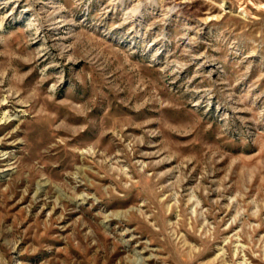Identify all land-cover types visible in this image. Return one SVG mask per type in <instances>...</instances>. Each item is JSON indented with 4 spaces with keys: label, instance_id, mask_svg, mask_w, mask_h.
<instances>
[{
    "label": "rangeland",
    "instance_id": "1",
    "mask_svg": "<svg viewBox=\"0 0 264 264\" xmlns=\"http://www.w3.org/2000/svg\"><path fill=\"white\" fill-rule=\"evenodd\" d=\"M0 264H264V0H0Z\"/></svg>",
    "mask_w": 264,
    "mask_h": 264
},
{
    "label": "bare ground",
    "instance_id": "2",
    "mask_svg": "<svg viewBox=\"0 0 264 264\" xmlns=\"http://www.w3.org/2000/svg\"><path fill=\"white\" fill-rule=\"evenodd\" d=\"M4 101H6L5 98H2V101H0V104L4 105Z\"/></svg>",
    "mask_w": 264,
    "mask_h": 264
}]
</instances>
